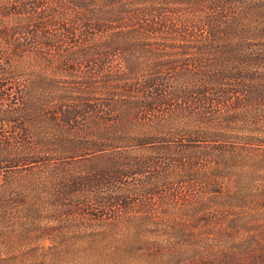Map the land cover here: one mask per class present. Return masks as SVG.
Instances as JSON below:
<instances>
[{"label":"rangeland","instance_id":"rangeland-1","mask_svg":"<svg viewBox=\"0 0 264 264\" xmlns=\"http://www.w3.org/2000/svg\"><path fill=\"white\" fill-rule=\"evenodd\" d=\"M79 3L0 28V136L69 182L14 177L0 264H264V0Z\"/></svg>","mask_w":264,"mask_h":264},{"label":"trees","instance_id":"trees-1","mask_svg":"<svg viewBox=\"0 0 264 264\" xmlns=\"http://www.w3.org/2000/svg\"><path fill=\"white\" fill-rule=\"evenodd\" d=\"M59 1L61 0H0V28L3 26L4 31H13L16 33V28L19 26H13L11 29V26L9 27V24L13 21V23L17 24L20 22V26L26 25L27 28H38L40 30L47 29L50 26V23L52 21H49V19H46V17L41 16L39 14L32 15L30 14V10L25 5H59ZM62 4V3H61ZM76 5H80L79 0H76ZM22 6L25 8V15L20 12ZM38 8V6H35ZM44 8V7H43ZM26 13H28L26 15ZM10 21H6V20ZM35 23L34 27L33 24ZM89 25L86 23H83L81 26L79 24L75 23V21L72 20H66L64 21V27L68 31L69 34L73 35L75 33V30L83 29L84 27H88ZM16 27V28H15ZM26 27L23 29L29 32ZM79 28V29H78ZM17 29V30H18ZM21 31V29H19ZM73 31V32H72ZM67 33V35H68ZM17 34V33H16ZM49 34V35H48ZM43 34L47 41H52L53 39L56 40L55 43L59 42L61 38L64 37V34L60 37L57 35V33H48ZM49 36V37H48ZM59 39V40H58ZM23 42L27 41L26 38H22ZM8 42V39L6 40ZM20 42L15 41L14 48L12 49L11 57H17L18 52L20 51ZM12 60V59H11ZM13 68H17V66H14ZM2 135L0 136V205L3 203L10 208L15 203V196L21 195V191H16L15 193H12L11 186L14 181V177L19 174H25L30 171H38L40 175H38L40 180L43 181V178L47 177V179L44 181V183H47L48 186L50 185H58L63 186L69 182L65 180V172H61L60 169H57L58 172H61L57 174L58 179L56 181H52L48 179L47 175L52 174L50 171L51 165L49 164V157L51 154L55 153V151L44 149L43 152H38V150L34 147H41L42 143L44 144L43 139H38V142L36 145H32L30 143V138L28 137H19L13 135V137H10V134L7 135V133L3 130L1 131ZM47 141V138L44 137ZM27 149L35 150L38 152L34 156V153H28ZM71 160V158L62 157L61 161H58L60 165H62L64 168L67 165V163ZM194 162L187 163V160L183 161V165L187 168L188 166L192 165ZM39 165V166H38ZM31 168V169H30ZM49 168V170H48ZM50 172L47 173V172ZM65 171V170H64ZM37 172V173H38ZM35 175V172L32 173ZM27 175V174H26ZM31 177V176H30ZM42 178V179H41ZM35 181V179H33ZM11 203V204H10ZM8 210V209H7ZM182 237L187 238L188 235L182 234ZM2 240V239H1Z\"/></svg>","mask_w":264,"mask_h":264}]
</instances>
